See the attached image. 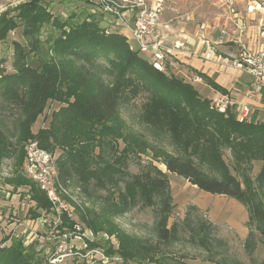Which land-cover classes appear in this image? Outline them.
Wrapping results in <instances>:
<instances>
[{
  "label": "trees",
  "instance_id": "trees-1",
  "mask_svg": "<svg viewBox=\"0 0 264 264\" xmlns=\"http://www.w3.org/2000/svg\"><path fill=\"white\" fill-rule=\"evenodd\" d=\"M25 34L32 35L27 29ZM34 43L36 40L31 42L32 50L36 49ZM24 50L15 46L13 72L0 71V157L22 147L48 98H59V90L71 88L69 93L75 97L61 113L62 118L58 116L62 110L54 112L51 126L32 138L46 150L48 140L60 146L62 151L56 158L59 181L75 179L83 194L95 201L102 202L99 191H106L103 197L109 199L110 214L123 213L136 205L151 207L155 239L140 240L119 233L105 206L106 212L87 210L90 227L115 234L124 261L165 264L155 258L170 251L161 253L160 248L177 243L182 239L181 231H186L189 241L205 251L206 260L244 264L229 259L227 241L216 234L211 222L194 213V206L187 208L180 222L168 225L171 195L167 172L183 177L202 191L237 200L248 213V223L264 237V121H239L231 112L210 108L209 100L200 97L191 84L152 67L130 48L125 36L117 31L104 34L96 20H84L72 27L68 36L53 46L55 55L68 59L65 65L49 62L34 66L27 61ZM87 81L92 82L90 87L84 86ZM142 90L148 93V99L142 106L140 122L156 136L157 143L132 130L120 113L122 104ZM119 138L124 143L120 150L116 143ZM225 149L234 173L223 159ZM145 151L151 153V160L163 163L166 171L152 161L138 172L126 170L129 159ZM253 160L261 161V165L251 178ZM36 187L31 198L33 217L51 209L44 192ZM62 219L70 222L65 215ZM7 239L5 235L0 240L3 264H23L26 259L19 258L20 241L1 246ZM256 244V233L250 230L244 240L249 258H253ZM164 257L171 258L168 254Z\"/></svg>",
  "mask_w": 264,
  "mask_h": 264
},
{
  "label": "rangeland",
  "instance_id": "rangeland-1",
  "mask_svg": "<svg viewBox=\"0 0 264 264\" xmlns=\"http://www.w3.org/2000/svg\"><path fill=\"white\" fill-rule=\"evenodd\" d=\"M89 3L87 8L85 3ZM34 7V9H32ZM87 8V9H86ZM90 8V10H88ZM96 0H0V71L9 73L14 71V50L15 46H22L26 53V59L32 65L40 63L55 62L56 64H67V58L61 54L53 53L55 46L64 37H67L72 27L78 26L84 20L87 22L98 23L99 28L104 34L117 31L127 39L126 31L119 28H111L114 24L115 16H105ZM111 18V19H108ZM100 18V19H99ZM107 20V25H102L101 21ZM25 29L30 34H25ZM120 30V31H118ZM125 31V32H124ZM130 38V37H129ZM32 40H36L32 50ZM136 51V50H134ZM138 54V53H137ZM139 55V54H138ZM140 56V55H139ZM141 57V56H140ZM142 58V57H141ZM144 59V58H143ZM149 64L151 61L144 59ZM152 65V64H151ZM153 67V65H152ZM155 68V67H154ZM92 82H86L84 86H91ZM71 88L59 90V98H48L45 102L42 112L36 117L28 131V137L22 141V147L3 153L0 157V240L3 236H9L2 245L10 246L14 240H19V258H25L23 264H50L49 259L54 249L52 241L35 238L33 231H48L51 227L41 225V217L48 216L51 218L50 211H41L37 217L33 213L31 198L37 188L35 182L28 177L25 171V153L24 147L29 139L37 137L39 132L47 130L51 126L53 113H59V117L69 102L74 100L75 95L69 93ZM64 93V94H63ZM148 99V93L145 90L140 91L128 103L122 104L120 113L126 124L134 131L142 133L150 141L157 143L156 136L147 131V127L140 122L142 106ZM64 108V110L62 109ZM64 114V113H63ZM65 116V115H63ZM62 118V116H61ZM64 118V117H63ZM55 119V118H54ZM126 130V129H125ZM60 133V132H59ZM47 146L55 159L62 151L60 146H53L52 143ZM118 150L124 143L119 138L116 140ZM166 149L170 146L165 141L160 142ZM97 147H95V151ZM149 151L135 153L132 159H129L126 170L130 173L138 172L147 162L166 171L165 166L160 161L151 160ZM223 159L234 173L228 150H223ZM261 161L253 160L249 175L254 178L259 171ZM169 180V190L171 195V208L168 216V225L173 222H180L189 206H194V213L211 222L216 228V234L224 238L229 246V259H238L244 264H264V237L255 230L253 224L248 223V213L244 206L234 198L221 194L205 193L196 186L190 184L183 177L174 173L167 172ZM238 178L241 177L238 175ZM38 186V185H37ZM68 189L75 193L80 200V207L71 202L76 208L75 215L70 222H63L61 228L70 227L73 222H80L84 227L91 229L96 235L97 245L104 253L102 260L93 264H152L147 261H138L130 259L124 261L118 252V238L115 234H110L104 230H94L86 222L90 215L87 210L105 211L102 206L106 207L107 214L111 224L117 227L119 233L134 236L137 239L147 238L149 241L155 239L153 232V209L151 207L134 206L128 211L120 214H110L108 203L109 199L104 198L106 191L100 190L102 202L89 199L83 194L81 188L75 179L68 182ZM104 200V201H103ZM110 202L111 198H110ZM250 230H254L257 236L256 249L253 258H249L244 251L245 236ZM13 237H10V236ZM181 240L172 246H162L161 253L155 259L167 264H215L213 261L206 260V253L200 247L194 245L188 239V233L181 231ZM102 253V255H103ZM171 256L164 257V256ZM102 257L101 255H98ZM5 259H0L3 264ZM68 259H65V261ZM10 264V263H5Z\"/></svg>",
  "mask_w": 264,
  "mask_h": 264
},
{
  "label": "crops",
  "instance_id": "crops-1",
  "mask_svg": "<svg viewBox=\"0 0 264 264\" xmlns=\"http://www.w3.org/2000/svg\"><path fill=\"white\" fill-rule=\"evenodd\" d=\"M85 5L90 7L88 2ZM233 7L235 14L228 11L223 0H163L160 37L165 48L161 62L167 74L191 84L200 97L210 102L226 95L234 102L229 112L235 117L233 111L238 103H244L249 107L247 121L262 122L264 90H254L247 71L218 60L237 54V37H243L251 50L264 47V0H233ZM105 16L113 17L108 13ZM113 21L111 28H119L120 21ZM108 23L101 21L102 25ZM221 30L226 33L222 35ZM126 41L142 58L151 59V53L139 51L132 38L127 37Z\"/></svg>",
  "mask_w": 264,
  "mask_h": 264
},
{
  "label": "built area",
  "instance_id": "built-area-1",
  "mask_svg": "<svg viewBox=\"0 0 264 264\" xmlns=\"http://www.w3.org/2000/svg\"><path fill=\"white\" fill-rule=\"evenodd\" d=\"M102 12L111 13L115 20L120 21L121 29L132 38L139 51L151 53V64L158 70H164V44L160 37V16L163 11V0H96ZM231 14H235L233 0H223ZM243 32V27L239 28ZM225 30H221L224 35ZM237 45V54L230 58H219V62L228 64L236 70L247 71L253 79L254 90H264V47L251 50L243 37L234 39ZM234 102L226 95L213 98L209 102L210 108L226 113L233 110ZM239 121H247L249 107L238 103L233 111ZM25 171L38 187L44 192L50 202L51 218L42 216L41 225L51 227L46 231H33L35 238L52 241L53 252L50 264H93L105 259L104 253L98 246H90L96 242V235L82 223L73 222L70 227L61 228L62 215L72 220L76 208L71 202L80 207V200L75 193L68 189V182H61L57 177L55 156L42 148L36 139H29L24 147ZM103 253V255H102ZM101 255L102 257L98 256ZM65 259H68L65 261Z\"/></svg>",
  "mask_w": 264,
  "mask_h": 264
}]
</instances>
